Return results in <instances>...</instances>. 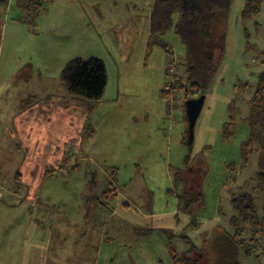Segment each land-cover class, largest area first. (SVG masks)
Instances as JSON below:
<instances>
[{
	"label": "rangeland",
	"instance_id": "374dc122",
	"mask_svg": "<svg viewBox=\"0 0 264 264\" xmlns=\"http://www.w3.org/2000/svg\"><path fill=\"white\" fill-rule=\"evenodd\" d=\"M244 1L232 0L227 12L225 47L190 145L185 102L197 96L187 91L185 46L173 28L160 39L167 50L152 43L153 0L0 1L6 26L0 36V264H38L39 258L46 264H173L171 249L189 248L182 235L198 247L208 242L200 257L208 264L214 236L233 234L237 225L243 238L254 234L259 242L250 255L239 248L240 264H264V187L255 182L262 126L250 104L264 66V0L259 13L242 20ZM76 56L102 59L107 72L86 120L80 99L56 92H64L61 67ZM3 60L14 74H1ZM47 90L55 94L53 106H63L60 122L79 113L84 123L81 144L68 146L72 158L41 187L57 189L49 201L59 212L54 217L42 215L44 206H31L22 191L15 196L13 179L24 164L14 143L22 149L24 138L12 122L32 96L45 102ZM71 103L73 114L66 112ZM103 189L109 197L93 200ZM183 192L201 195L191 210L183 203L177 209ZM242 192L254 196L257 220H243L231 204ZM60 221H67L65 231L57 228Z\"/></svg>",
	"mask_w": 264,
	"mask_h": 264
},
{
	"label": "trees",
	"instance_id": "16d2710c",
	"mask_svg": "<svg viewBox=\"0 0 264 264\" xmlns=\"http://www.w3.org/2000/svg\"><path fill=\"white\" fill-rule=\"evenodd\" d=\"M231 2L232 0H153L149 23V32L153 36L152 43L167 50V46L160 39L168 30L174 29L185 46L187 91L192 95L199 96L205 93L216 71L225 47L226 16ZM261 5L262 0H245L240 14L242 20L259 13ZM262 64L264 65V59ZM59 78L68 95L80 99L90 110L99 102L106 86L105 63L96 56L74 57L65 63ZM30 99L31 101L26 103L27 106L39 102L38 98ZM88 103L93 106L91 104L88 106ZM250 104L258 110L261 118L262 137H259L262 140L258 161L261 169L256 173L255 182L258 187H264V66L258 74ZM186 139L187 132L184 142ZM181 194L178 196L179 205L183 203L185 211L191 210L192 205L201 199L200 194L194 197L188 192ZM254 201L252 193L242 192L231 199V204L238 209L243 220L249 218L257 220ZM231 223L236 224L235 218L231 219ZM241 231L242 228L237 225L233 234L217 233L210 244L212 260L208 264H240L238 259L240 247H244L247 255L255 253L259 248L256 235L253 234L246 240L242 237ZM182 237L189 244V248L180 253L171 249L173 264H201L200 257L208 242L205 240L204 246L198 247L187 236Z\"/></svg>",
	"mask_w": 264,
	"mask_h": 264
},
{
	"label": "crops",
	"instance_id": "0c3cea01",
	"mask_svg": "<svg viewBox=\"0 0 264 264\" xmlns=\"http://www.w3.org/2000/svg\"><path fill=\"white\" fill-rule=\"evenodd\" d=\"M37 1H39L40 4L42 5V2H45L47 0H37ZM4 2L6 3V0ZM41 8L42 7L39 8V11ZM40 13L41 12H39V14ZM1 25L2 24H0V26ZM5 30H6V26L5 24H3L2 28L0 27V36H2L3 38L5 35ZM14 41L15 40H13L12 43H14ZM1 55H2V42L0 41V62H1ZM3 62L4 64L2 65L1 68L2 69L1 74L2 75L14 74L15 72L10 73L7 71L6 60H3ZM52 66L53 65L51 64V67ZM63 66L61 67L60 72ZM45 72L49 73V70H46ZM16 76L21 78L23 74L19 73L18 75L16 74ZM60 83L63 86L64 92L62 89L60 90L57 89L56 92L59 95H62L63 98L66 97L67 99H71L73 101L74 97L68 95L67 90L61 80ZM47 91L50 94L49 96L46 95L45 97H43L45 99L48 98L45 102L33 103L27 106L25 109H22L20 116L17 117L19 118V121L12 122L15 134L17 130L19 133L18 136L17 134L16 136L19 139L20 136L24 138L23 146L21 145V147H23L22 149L20 148L19 145L16 144V142L14 143V147L16 148L19 147L17 151L15 150V153L16 152L20 153L18 154V156H20V162L24 163L22 171L15 173V175L13 176L14 182L16 184L14 195L17 196V192L22 191V193L24 194L23 199L28 201L31 204V206L37 209L39 208V206L43 205L44 207L42 208L43 210L42 215L49 214L53 211L51 207H54V205L49 201H52L51 194H54L53 190H57V189H41V187L47 178L54 176L55 171L60 168H63L68 163L69 161L68 159L72 158V153L69 151L68 146L74 144L76 145L81 144L82 142L81 131L84 129V123L81 125L79 113H76L77 115L74 116L73 122L68 120L69 123L66 125H64L62 122L59 121V120H65V114L61 111L62 110L61 107L63 106H61L60 104L59 105L61 107L55 105L53 106V104L55 103V100H53L55 94L53 95L52 90H47ZM41 99L42 98H40V100ZM75 104L77 106L80 105L77 102H75ZM82 107L86 111L85 113L86 114L85 120H86L88 107H86L83 104ZM73 108H74V104L72 103L68 106L66 105V109H67L66 112L69 110L70 112L68 111V113L73 114L74 113ZM23 112H26L27 114L22 117ZM17 118H15V120ZM68 156L69 158H67ZM15 157L16 154L11 155V159L10 157H8V159L9 161H11L15 159ZM112 188H113L112 185L108 187V189H112ZM168 190L170 192H173L172 189H168ZM107 195H108L107 189H103L98 195V197L96 196L93 200H97L100 196L106 199L109 197ZM180 206L181 205H179V200H178V205H177L178 210H180L181 208ZM52 214L53 217L59 216L58 210L52 212ZM66 222L60 221V223L59 222L57 223V228L60 229V232L61 230L65 231L66 228L68 227L65 224ZM51 237H52V232L47 230L45 236L46 239L44 241L45 251H48L50 249L51 245L48 246V243L51 240ZM47 254L48 253H46L45 256H47ZM38 261H39L38 264L47 263L44 261V258H39Z\"/></svg>",
	"mask_w": 264,
	"mask_h": 264
},
{
	"label": "water",
	"instance_id": "95a60500",
	"mask_svg": "<svg viewBox=\"0 0 264 264\" xmlns=\"http://www.w3.org/2000/svg\"><path fill=\"white\" fill-rule=\"evenodd\" d=\"M204 101V94L197 96L196 98H188L185 102V115L187 119V139L188 145L193 140V129L197 116L201 110Z\"/></svg>",
	"mask_w": 264,
	"mask_h": 264
}]
</instances>
